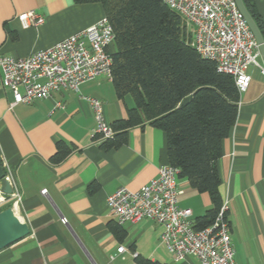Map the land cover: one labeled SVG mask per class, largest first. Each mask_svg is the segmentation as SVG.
<instances>
[{
    "label": "crops",
    "instance_id": "obj_1",
    "mask_svg": "<svg viewBox=\"0 0 264 264\" xmlns=\"http://www.w3.org/2000/svg\"><path fill=\"white\" fill-rule=\"evenodd\" d=\"M255 6L264 27V0H255ZM31 9L45 21L24 28L18 15ZM104 16L97 2L0 0V54L24 57L49 48ZM248 74L250 85L241 92L237 120L222 141L217 165L235 260L264 264V74L255 65ZM84 96L101 99L111 123L135 106L131 94L117 96L108 76L84 82L79 91L61 89L50 98L14 103L0 71V157L22 194L14 209L31 229L0 250V264H201L194 255L177 260L162 243L156 221L120 225L107 205L117 189L138 190L170 163L166 132L145 122L131 127L125 142L105 147L93 137L96 120ZM59 143L71 152L55 161ZM177 184L178 205L190 208L195 222L212 207L211 197L180 174ZM11 206L9 201L0 210ZM121 245L124 253L117 251Z\"/></svg>",
    "mask_w": 264,
    "mask_h": 264
},
{
    "label": "built area",
    "instance_id": "obj_2",
    "mask_svg": "<svg viewBox=\"0 0 264 264\" xmlns=\"http://www.w3.org/2000/svg\"><path fill=\"white\" fill-rule=\"evenodd\" d=\"M161 1L181 16L191 33V46L202 57L214 61L218 71L232 75L240 92L250 85V66L260 67L264 74V65L259 61L262 58L259 44L236 0ZM18 19L24 28L38 27L45 21L34 9L20 13ZM114 42L113 27L104 16L49 48L24 57L0 54L3 85L12 90L14 103L50 98L61 89L79 91L84 82L101 76L111 77ZM84 98L96 120L93 137L100 143L113 139L115 130L106 118L104 102L97 97ZM179 173V168L169 163L160 166L158 175L140 189H117L107 197L113 219L120 225L143 219L156 221L162 227V243L177 260L194 255L201 264H238L230 233L228 203L222 204L211 225L194 228L190 219L192 210L178 205ZM4 179L12 187L11 194L3 192ZM42 192L46 193L47 189ZM9 201L15 208L22 201V194L12 173L6 171L0 180V205ZM117 251L124 253L125 247L121 245Z\"/></svg>",
    "mask_w": 264,
    "mask_h": 264
},
{
    "label": "trees",
    "instance_id": "obj_3",
    "mask_svg": "<svg viewBox=\"0 0 264 264\" xmlns=\"http://www.w3.org/2000/svg\"><path fill=\"white\" fill-rule=\"evenodd\" d=\"M243 1L264 36L255 0ZM75 2L103 5L115 34L111 79L116 94L119 98L131 94L135 100L126 118L111 123L114 138L102 144L114 147L125 142L128 130L145 122L163 129L170 164L212 200L194 228L211 225L223 204L217 162L222 141L236 123L241 99L235 78L218 71L214 61L191 46V33L181 16L161 0ZM70 152L59 143L53 159L61 161Z\"/></svg>",
    "mask_w": 264,
    "mask_h": 264
},
{
    "label": "water",
    "instance_id": "obj_4",
    "mask_svg": "<svg viewBox=\"0 0 264 264\" xmlns=\"http://www.w3.org/2000/svg\"><path fill=\"white\" fill-rule=\"evenodd\" d=\"M237 5L243 15V17L246 19L248 25L250 26L258 44L260 47V51L262 54V60L264 62V36L247 9L245 3L243 0H236ZM191 97H186L182 103L185 104L189 101ZM6 171L3 165V161L0 157V180H2L5 177ZM4 187L3 192L5 194H11L12 193V187L8 180L4 179ZM61 217H63V214H60ZM64 218V217H63ZM31 232L29 224L22 220L18 214L16 213L15 209L13 207H7L6 209L0 211V250L24 237L29 235Z\"/></svg>",
    "mask_w": 264,
    "mask_h": 264
}]
</instances>
